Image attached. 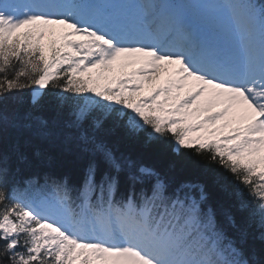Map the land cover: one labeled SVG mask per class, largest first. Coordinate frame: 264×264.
<instances>
[{
  "label": "snow or ice",
  "instance_id": "obj_1",
  "mask_svg": "<svg viewBox=\"0 0 264 264\" xmlns=\"http://www.w3.org/2000/svg\"><path fill=\"white\" fill-rule=\"evenodd\" d=\"M117 3L0 0V264H264L247 229L220 226L204 184L173 183L98 136L121 128L207 154L248 189L239 210L254 208L264 241V0H143L140 14ZM50 87L53 122L6 106L31 89L38 109ZM7 129L75 141L90 156L79 183L18 179L27 158L2 147Z\"/></svg>",
  "mask_w": 264,
  "mask_h": 264
},
{
  "label": "trees",
  "instance_id": "obj_2",
  "mask_svg": "<svg viewBox=\"0 0 264 264\" xmlns=\"http://www.w3.org/2000/svg\"><path fill=\"white\" fill-rule=\"evenodd\" d=\"M261 3L262 0H256ZM43 97L41 107L33 109L31 101V89L16 91L6 100L9 110L21 112L34 110L36 115L42 116L49 122L57 119V108L54 99V88H49ZM71 95V94H66ZM66 111L61 114L66 117ZM55 131L56 125L52 124ZM110 150L117 156L123 155L135 160L138 164L152 167L173 183L195 182L202 183L208 193V204L216 211L217 221L229 236L238 237L241 229H247L248 239L246 247L255 249L257 254L264 253V241L259 239L260 232L256 225L248 227L249 211L254 210L250 205L244 211L239 210L241 201H248V189L239 185L229 172L218 164L208 163L207 154L203 157L181 150L178 155L173 152L172 142L146 143L143 136L134 137L123 129L117 128L111 131L98 133ZM16 144L27 158V162L17 165L13 162V168L20 167L21 173L18 179H26L36 176L43 183L46 175L57 178H68L70 183L78 184L83 171L89 162V154L83 152L75 141L65 140L63 135H53L49 138H41L27 131L18 132L15 129H7L3 133L2 147L7 149ZM42 179V180H41ZM219 180V183H218ZM231 215L235 220L233 227L227 217ZM2 247V242H0ZM4 261L0 257V262Z\"/></svg>",
  "mask_w": 264,
  "mask_h": 264
},
{
  "label": "rangeland",
  "instance_id": "obj_3",
  "mask_svg": "<svg viewBox=\"0 0 264 264\" xmlns=\"http://www.w3.org/2000/svg\"><path fill=\"white\" fill-rule=\"evenodd\" d=\"M130 1L140 2L144 6L143 0H118L117 6L122 5V4H126L124 2H130ZM144 10H145L144 7H142L140 5L137 7H135L133 5V8L131 7V9H130V11H132L136 14L142 13ZM131 70H132L131 68L125 69V71H131ZM115 75H120V73H115ZM168 76H169L168 72H161L160 76L158 78L153 79V81L151 83H145L142 95H148L149 93H151L153 91V89L163 86L165 81L167 80ZM217 110H219V109L215 108V107L211 109V111H217Z\"/></svg>",
  "mask_w": 264,
  "mask_h": 264
},
{
  "label": "bare ground",
  "instance_id": "obj_4",
  "mask_svg": "<svg viewBox=\"0 0 264 264\" xmlns=\"http://www.w3.org/2000/svg\"><path fill=\"white\" fill-rule=\"evenodd\" d=\"M38 178V177H37ZM40 179V178H39ZM42 180V179H41Z\"/></svg>",
  "mask_w": 264,
  "mask_h": 264
}]
</instances>
